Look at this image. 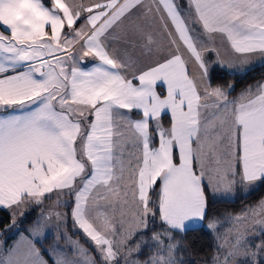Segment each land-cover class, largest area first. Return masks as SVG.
I'll use <instances>...</instances> for the list:
<instances>
[{
  "label": "snow or ice",
  "instance_id": "obj_1",
  "mask_svg": "<svg viewBox=\"0 0 264 264\" xmlns=\"http://www.w3.org/2000/svg\"><path fill=\"white\" fill-rule=\"evenodd\" d=\"M213 65L264 67V0H0V264H264V196L209 202L264 188V80Z\"/></svg>",
  "mask_w": 264,
  "mask_h": 264
},
{
  "label": "trees",
  "instance_id": "obj_2",
  "mask_svg": "<svg viewBox=\"0 0 264 264\" xmlns=\"http://www.w3.org/2000/svg\"><path fill=\"white\" fill-rule=\"evenodd\" d=\"M212 74H213V84H224L227 85L228 83H234L235 84V91L232 93L231 97L237 96L242 89L245 88L246 85L252 84L256 81L264 80V67L257 66L254 70L247 72L246 75H235L226 72L223 69H220L218 67L212 68ZM165 126H167V118L164 120ZM264 196V188L259 189L254 194L247 196L246 198H241V196L238 194L234 200H221V199H215L213 201L210 196V214H226V213H237L247 207L250 204H253L256 202L260 197ZM40 208L37 206H33V209L30 210L29 213H27L26 217H24L21 221H23L22 224L20 222L21 229H24L25 226L30 225L37 217L38 212ZM7 211H0V233L3 235H6L9 232H6L5 229L9 225V221L7 219L6 215ZM70 220V219H69ZM14 230V229H13ZM73 235V232H72ZM76 238L81 239V242L85 246V248H88L89 251H91V246L89 242H86L84 237H81V235H73ZM1 238V237H0ZM51 239H48L45 243L47 244L50 242ZM189 241H195L196 249L200 253L199 255H196L194 257H191V253L189 252L184 256V259L187 260L190 257L200 261V260H207L212 255V247L214 245V239L213 234L209 232L207 228H204L202 231H195L192 235L188 236ZM11 239L9 238L6 241V245H10Z\"/></svg>",
  "mask_w": 264,
  "mask_h": 264
},
{
  "label": "rangeland",
  "instance_id": "obj_3",
  "mask_svg": "<svg viewBox=\"0 0 264 264\" xmlns=\"http://www.w3.org/2000/svg\"><path fill=\"white\" fill-rule=\"evenodd\" d=\"M220 51H221V54H222V55H225V56H226V53H225V49H224V47H221ZM212 53H213V52H212ZM213 54H214V53H213ZM205 55H206V54H205ZM214 57H215V54H214ZM226 58H229V57L226 56ZM213 67H218V66L213 65ZM218 68L223 69V68H221V67H218ZM223 70H224V69H223ZM228 72H229L230 74H232L233 71H228ZM230 98H231V97H230ZM235 198H236V197H235ZM235 198H234V199H235ZM66 199H67V198H66ZM66 199H65V200H66ZM217 199L226 200V199H222V198H219V197H218ZM234 199H227V200H234ZM50 206H52V204H51ZM50 206H48V207H50ZM48 207H44V208H48ZM30 210H32V209H29V210L26 211L25 216H23V217L18 216V217H17V222L19 223L24 217H26L27 213H29ZM59 211H65V209L63 210V209L60 208ZM40 212H41V209L39 210L37 216L40 215ZM27 227H29V225L25 226L24 229L27 228ZM22 230H23V229H22ZM14 231H15V230H12L10 233H7L6 235H3V234L0 233V237H1V238H0V241H3V242H4V244H5V249H6L8 246H11V245L15 242V240L19 239V236H16V235L13 234ZM67 231H68V235L71 236L72 239L79 240L80 243L83 245V243L81 242V239L76 238L75 236L72 235L73 229H72V225H71V220L68 221V228H67ZM81 237H83V236L81 235ZM9 238L11 239V241H10L11 243H10V245H6V241H7ZM49 239H51L50 242H48L47 244H46V243L44 244V247H45V248L51 247V245L55 243V240L52 239L51 236H50ZM60 245H61V247H66V244H65V242H64L63 240L60 241ZM83 246H84V245H83ZM84 247H85V246H84Z\"/></svg>",
  "mask_w": 264,
  "mask_h": 264
},
{
  "label": "crops",
  "instance_id": "obj_4",
  "mask_svg": "<svg viewBox=\"0 0 264 264\" xmlns=\"http://www.w3.org/2000/svg\"><path fill=\"white\" fill-rule=\"evenodd\" d=\"M217 43H219V42H217ZM214 53V52H213ZM212 52H209V53H206V58H209V59H215V57H214V54H213ZM215 56H216V54H215ZM79 62V64H80V66L81 67H85L86 65H89L90 63H91V58H84V60H82V61H78ZM239 67H247V66H239ZM212 68H213V66H212ZM212 68H211V70H212ZM226 72H228V71H235V69H232V70H229L228 68H223ZM229 73V72H228ZM231 98H233V97H231ZM67 197H65V198H63V199H66ZM51 204H53V201H51V200H49V201H46V203H45V205H44V207H48V206H50ZM61 209H63L64 210V208L63 207H61ZM7 211V210H6Z\"/></svg>",
  "mask_w": 264,
  "mask_h": 264
}]
</instances>
